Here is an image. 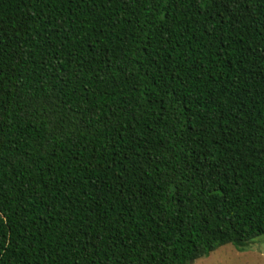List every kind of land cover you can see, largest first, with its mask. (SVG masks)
Masks as SVG:
<instances>
[{
	"label": "trees",
	"instance_id": "trees-1",
	"mask_svg": "<svg viewBox=\"0 0 264 264\" xmlns=\"http://www.w3.org/2000/svg\"><path fill=\"white\" fill-rule=\"evenodd\" d=\"M261 228L264 0H0V264H189Z\"/></svg>",
	"mask_w": 264,
	"mask_h": 264
},
{
	"label": "snow or ice",
	"instance_id": "snow-or-ice-1",
	"mask_svg": "<svg viewBox=\"0 0 264 264\" xmlns=\"http://www.w3.org/2000/svg\"><path fill=\"white\" fill-rule=\"evenodd\" d=\"M235 235L225 237L222 240H216L215 242L209 241L208 245L205 249L207 253H214L216 250V245H221L225 242H228L234 245L236 248H244L249 245L250 242L256 241L259 245L264 246V228L259 229L255 233L249 232H241L239 230L234 229ZM198 255H195L192 260H190L189 264H196V259Z\"/></svg>",
	"mask_w": 264,
	"mask_h": 264
},
{
	"label": "clouds",
	"instance_id": "clouds-1",
	"mask_svg": "<svg viewBox=\"0 0 264 264\" xmlns=\"http://www.w3.org/2000/svg\"><path fill=\"white\" fill-rule=\"evenodd\" d=\"M196 264H264V254L225 256L219 252L198 255Z\"/></svg>",
	"mask_w": 264,
	"mask_h": 264
},
{
	"label": "rangeland",
	"instance_id": "rangeland-1",
	"mask_svg": "<svg viewBox=\"0 0 264 264\" xmlns=\"http://www.w3.org/2000/svg\"><path fill=\"white\" fill-rule=\"evenodd\" d=\"M215 252H219L225 256H233V255H260V254H264V246L259 245L258 242L254 241L253 243H251L247 249H245V251L242 252H238L233 246L231 245H225L222 246L220 248H218L217 250H215Z\"/></svg>",
	"mask_w": 264,
	"mask_h": 264
}]
</instances>
